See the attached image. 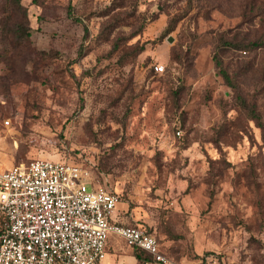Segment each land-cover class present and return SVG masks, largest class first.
<instances>
[{
    "label": "rangeland",
    "instance_id": "rangeland-1",
    "mask_svg": "<svg viewBox=\"0 0 264 264\" xmlns=\"http://www.w3.org/2000/svg\"><path fill=\"white\" fill-rule=\"evenodd\" d=\"M18 1L0 0V163L82 165L169 264H264V0Z\"/></svg>",
    "mask_w": 264,
    "mask_h": 264
},
{
    "label": "built area",
    "instance_id": "built-area-1",
    "mask_svg": "<svg viewBox=\"0 0 264 264\" xmlns=\"http://www.w3.org/2000/svg\"><path fill=\"white\" fill-rule=\"evenodd\" d=\"M119 200L73 162L0 163V264H103L111 236L150 254L144 264H169L152 233L112 220Z\"/></svg>",
    "mask_w": 264,
    "mask_h": 264
},
{
    "label": "trees",
    "instance_id": "trees-1",
    "mask_svg": "<svg viewBox=\"0 0 264 264\" xmlns=\"http://www.w3.org/2000/svg\"><path fill=\"white\" fill-rule=\"evenodd\" d=\"M16 4H19V1L16 0ZM19 6V5H18ZM21 7V6H19ZM12 31L18 35L19 37L24 34V36L28 37L29 36V32H28V29H26L25 27H23L22 24L20 23H17L14 25V29H12ZM213 60H214V63H215V66L216 68L218 69V72L220 73V75L226 79V80H229V77H228V74H227V71L223 68V65H222V62L221 60L217 57V55H214L213 56ZM259 126L261 127V130H262V133H263V139H264V124L262 123H259ZM28 162V161H27ZM25 162V163H27ZM19 164V163H18ZM115 192V191H114ZM117 193V192H116ZM118 194V193H117ZM119 195V194H118ZM128 226H132V225H128ZM134 227H140V228H143L145 229L146 231L152 233L151 231H149L148 229L144 228V227H141V226H134ZM153 234V233H152ZM154 235V234H153ZM155 237V235H154ZM110 239V238H109ZM156 239V242L158 244V248H159V251L166 257V254L161 251L160 247H159V243H158V240L157 238L155 237ZM109 241V240H108ZM133 256L134 258L136 259V263L137 264H144L145 261H150L152 260L150 254H148L146 251H144L143 249L141 248H138V247H133ZM152 264H156V263H152Z\"/></svg>",
    "mask_w": 264,
    "mask_h": 264
},
{
    "label": "crops",
    "instance_id": "crops-1",
    "mask_svg": "<svg viewBox=\"0 0 264 264\" xmlns=\"http://www.w3.org/2000/svg\"><path fill=\"white\" fill-rule=\"evenodd\" d=\"M114 237H116V236H114ZM117 238H119V237H117ZM120 239V238H119ZM107 245H108V243H107ZM113 249V248H112ZM132 249V248H131ZM113 250H115V249H113ZM115 256L116 255V257H118L117 258V261L118 262H124V261H128V262H131V264L132 263H135V261H136V259L134 258V256L133 255H131V254H128V255H123V254H110L109 255V253H108V251H107V255H106V258H105V260H104V262H103V264H113L114 263V257H112L111 259L109 258V256ZM112 261L111 263L109 262V261Z\"/></svg>",
    "mask_w": 264,
    "mask_h": 264
},
{
    "label": "water",
    "instance_id": "water-1",
    "mask_svg": "<svg viewBox=\"0 0 264 264\" xmlns=\"http://www.w3.org/2000/svg\"><path fill=\"white\" fill-rule=\"evenodd\" d=\"M168 40L170 41L171 39H170V38H168Z\"/></svg>",
    "mask_w": 264,
    "mask_h": 264
}]
</instances>
